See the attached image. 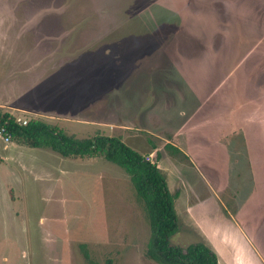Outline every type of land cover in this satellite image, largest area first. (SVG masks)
Returning a JSON list of instances; mask_svg holds the SVG:
<instances>
[{
  "label": "rangeland",
  "instance_id": "374dc122",
  "mask_svg": "<svg viewBox=\"0 0 264 264\" xmlns=\"http://www.w3.org/2000/svg\"><path fill=\"white\" fill-rule=\"evenodd\" d=\"M181 28H205L201 35L193 36L201 51L194 49L207 54L208 66L216 62L220 69L207 87H212L213 98L234 113L229 125L249 129L254 117L259 136L253 146L262 151L264 166V0H0V109L26 121L34 118L61 125L62 121L52 119L55 115L100 122L97 134L110 136L116 134L112 123H123L137 128L127 131L136 143L141 139L156 143V136L170 135L178 119L188 117L185 131L194 130L204 115L190 112V106L196 105L204 85L178 81V73L173 71L176 83L171 82L168 90L173 100L160 96L157 82L156 95L144 105L137 107L124 96L120 103L125 113L121 109L117 115L111 114L112 105L118 104L117 94L121 96L123 90L119 79L128 69V60L135 59L139 51L148 52L153 37L156 42L164 38L179 42L177 30ZM169 30L172 33L167 34ZM211 32H217L213 38ZM147 41L151 44L145 47ZM103 87L107 91L102 92ZM82 89L95 93L86 98ZM102 94L106 96L100 101L91 99ZM104 100L106 107L98 106ZM185 105L189 111L183 114L188 109ZM128 109L135 111L128 114ZM93 123L79 125L81 129L70 123L64 129L84 138L94 133L89 129L95 127ZM205 132L215 138L213 133L218 131ZM185 135L180 139L189 147L195 167L179 155L170 157L162 147L159 169L171 194L176 196L179 191L183 195L184 189L186 197L194 199L195 192H212L193 185L197 174H208L203 168L215 157L218 172L227 162L223 154H217L221 149L212 156L214 147L208 144L190 148ZM236 139L241 140V135ZM132 143L130 147L138 149ZM217 188L221 190V186ZM228 189L220 197L234 213L240 209L237 207L241 212L246 197H227ZM262 193L260 190L250 200L254 203ZM181 194L176 202L174 198L179 230L170 243L186 247L201 238L192 226L194 208L188 215L184 207L189 201ZM245 206L250 205L246 202ZM249 214L252 219L264 215ZM147 220L129 175L118 165L101 156L66 157L0 136V264H158L145 254ZM252 222L258 228L254 234L260 237L264 217ZM259 249L264 258L263 243Z\"/></svg>",
  "mask_w": 264,
  "mask_h": 264
},
{
  "label": "crops",
  "instance_id": "0c3cea01",
  "mask_svg": "<svg viewBox=\"0 0 264 264\" xmlns=\"http://www.w3.org/2000/svg\"><path fill=\"white\" fill-rule=\"evenodd\" d=\"M171 31L172 30H169L167 34L172 33ZM204 31L205 28H181V30H177V37L178 39L180 38L179 42H172L171 40H168L166 38L162 39V42H156V37H153L155 41L151 42L152 44L147 41V43H145V47L148 46L147 44H151L149 47V51L147 52L146 50L149 57L145 55L146 52L142 53L141 51H139L137 52L138 55H136L135 59L133 58L132 61L128 60V69L119 79L121 83H124L123 86L119 85L123 87V90L120 91L121 96L117 94L118 104L117 106L112 105L111 108V114L117 115L121 111V109H123V105L121 106L120 101L124 96H127L130 103H135V106L137 107L144 105L146 100L152 99L151 95L156 93V88L154 89V87L157 85V82L158 84H161L160 90H162V93L160 94V96L162 94H165V99L170 102V100H173V94L169 92L171 91V82L176 83V79L171 73V71H173L174 73H178V81H181L185 84L193 82L194 84L200 85V83H202L204 85L205 91L201 92L197 96L196 105L193 104L190 106V109L192 110L190 112L203 113L204 121L201 122V124H199L196 128H194V130L192 128H188L186 132L185 129L188 126V117L184 119V121L178 119L175 125L176 128H174L170 135L156 136V143H149L144 139H141L139 143H136L135 141L130 139L131 136L128 132L130 129L137 128H135L134 126L131 127L130 125H124L123 123H112V131L116 132V134L113 136L120 137L122 141L129 144V146L131 142H133L132 144H137L138 149L137 147H135L136 150H138L142 154H148V158H152L157 163L159 168V155L162 154L161 152H159V150H161L162 147H164L167 143L172 144L181 151V153H178V155L180 156L179 159L189 161V163L193 167H195L192 163L191 156L188 151L189 147L186 145L185 140L181 141L183 139H180V136L183 133L187 134L185 135L184 139L189 141L190 148L191 146L197 148V146L202 143H204L205 145L208 144L211 147H214V149L212 148L213 151L211 152L212 156L214 155V152L221 149L217 154H223V158L224 160L226 159L227 162V164L222 167V172L217 171V167L215 166L217 157H215L209 164V166H205V168H203L204 171H206L209 175H205L203 173L197 174V181L193 184L197 185L199 189L201 187L211 189V194H198V192H195L193 194L194 199H190L186 197V193L183 189V195L181 193L180 194L183 196V198H187L186 202L189 201L188 205L184 207V210L188 213V215H190V211L194 208L195 216L193 215V218H191L192 226H194L196 232L198 231V235L201 238L197 241H204L216 251L219 258L218 264H264V258L262 255L263 253L259 249V243L264 244V242L262 241V238L264 237V230H262L263 233L260 237H258V235L256 236L254 232L257 233L258 228L257 225H254L252 222L263 221L264 215L259 219H252L249 214L253 211L257 212L258 214H264V193H262L254 203L250 200L260 190L264 191V166H261V158L263 157V155L261 150H255L253 146L254 140H256L259 136V129L255 130V126L257 123L255 121H252V119L254 118L253 116V118L250 120L252 124L251 128L249 129H246L241 125L238 127L233 126L232 124L229 125L231 120L230 115L234 113L232 111L228 112L226 104H222L220 103V100L212 97L213 93H211L210 90L212 87H207V84L215 80V73L219 72L220 69H217L219 65H217L216 62L210 63L208 66V62H206V59L208 57L207 54H202L201 52L196 51V49L200 50L201 44L197 45L196 41L198 42V40H196V38L194 37H196L195 35H201V33H203ZM216 33H212L211 37L213 38ZM145 47H142V51L145 50ZM157 47L158 50L155 49ZM194 47L196 49H194ZM162 48L163 51L161 50ZM168 51H170L171 53L169 54ZM119 66H122V64ZM122 69L123 67H120L119 71H121ZM113 83L112 85H114ZM67 85L71 87V80L68 79ZM104 89L105 90H102V92L107 91L106 88ZM89 92L86 93V89H82V93H85L84 97L86 95L88 97L90 95L92 96L95 93V91L94 93H92V91ZM65 94L67 96L68 104L69 102L71 103V96L69 95L68 90ZM182 95L184 97L187 96L185 94ZM103 96L106 95L102 94L101 96H95L91 99L96 102L100 101ZM64 97L65 96L63 95L60 98ZM106 100H104L103 102H98V106H103L104 104L106 107ZM133 100H136V102H132ZM64 104H66L65 101ZM185 107L188 109H186L183 114L188 113L189 111V107L186 105ZM125 110L126 109L124 108L122 112L125 113ZM134 111L135 109H128V114L133 113ZM54 117L55 118L52 119L62 121L63 123H61V125H58L59 123L56 124V122L54 121L53 124L61 127L64 131H66L64 129L65 126H71L70 123H76L77 125H75V127H79L80 129L81 126L79 125L83 126L89 125V123H93L75 120L70 117L62 118L55 115ZM233 117L234 115H232V118ZM128 119H130V117ZM99 121L103 122L102 120ZM246 121H248V119ZM100 124L102 123L96 122L91 124L95 127L89 129L94 131V133L91 134V136L87 137L97 135V133L101 131L99 130ZM214 128L218 132L213 133L215 138H210V134L205 131H212ZM191 129L192 132H189L191 131ZM223 129L225 130V132H223ZM250 130L254 131L253 136L250 135ZM235 132L241 135V140L236 139L237 134L234 136L231 135ZM70 134L74 135V133ZM193 134H195V136ZM102 135L106 134L102 133ZM228 139L229 142H227ZM158 141H161V144L157 145ZM214 141H216L215 144ZM232 145H234V147H232ZM167 154L170 157H177V155L173 156L169 154V152ZM214 172L218 173L215 174ZM217 175H220L221 177H217ZM181 177L184 176L182 175ZM258 179L261 180L260 184L258 183ZM228 183H231V185L234 184V187L231 188L232 190L230 189ZM220 186L221 190H218L217 187ZM227 187L229 188L227 190V192L229 193L227 197H229L230 195L237 197L239 194L242 197H246L245 201L250 206L246 208L245 202L243 204V209L241 210V212V207H237L236 210H238L239 208L240 209L236 213H234V211H232L220 197L221 192L223 194L224 190ZM175 194L176 196L180 195L179 191H176ZM230 198L233 199V197ZM176 199L177 197L175 198V202ZM218 199L220 202H218Z\"/></svg>",
  "mask_w": 264,
  "mask_h": 264
},
{
  "label": "trees",
  "instance_id": "16d2710c",
  "mask_svg": "<svg viewBox=\"0 0 264 264\" xmlns=\"http://www.w3.org/2000/svg\"><path fill=\"white\" fill-rule=\"evenodd\" d=\"M17 118L10 110L0 109V128H4L13 141L28 147L49 148L66 157L101 156L129 175L148 219L149 238L145 254L149 259L158 264H218V254L204 241L186 247L170 243V238L179 230L175 195L169 192L155 161L118 136L97 134L76 138L57 125L34 118L22 124ZM164 147L173 156L181 153L172 144L167 143ZM84 255L88 257L86 251Z\"/></svg>",
  "mask_w": 264,
  "mask_h": 264
},
{
  "label": "built area",
  "instance_id": "2783aa9c",
  "mask_svg": "<svg viewBox=\"0 0 264 264\" xmlns=\"http://www.w3.org/2000/svg\"><path fill=\"white\" fill-rule=\"evenodd\" d=\"M17 121H18L19 123H22V124H25V123H26V120H21L19 117L17 118ZM0 136H1L5 141H9L10 136H9L7 133H5L4 128H0ZM147 158H148V157H147ZM148 159H150V158H148Z\"/></svg>",
  "mask_w": 264,
  "mask_h": 264
}]
</instances>
